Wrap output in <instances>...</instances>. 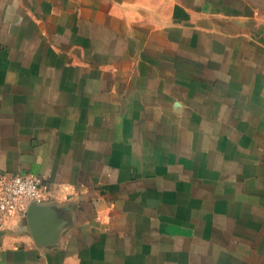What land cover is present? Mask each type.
<instances>
[{
  "label": "crops",
  "instance_id": "0c3cea01",
  "mask_svg": "<svg viewBox=\"0 0 264 264\" xmlns=\"http://www.w3.org/2000/svg\"><path fill=\"white\" fill-rule=\"evenodd\" d=\"M4 173L0 264H264V0H0Z\"/></svg>",
  "mask_w": 264,
  "mask_h": 264
},
{
  "label": "built area",
  "instance_id": "2783aa9c",
  "mask_svg": "<svg viewBox=\"0 0 264 264\" xmlns=\"http://www.w3.org/2000/svg\"><path fill=\"white\" fill-rule=\"evenodd\" d=\"M41 180L28 174H0V224L15 213H25L31 201L44 202Z\"/></svg>",
  "mask_w": 264,
  "mask_h": 264
},
{
  "label": "water",
  "instance_id": "95a60500",
  "mask_svg": "<svg viewBox=\"0 0 264 264\" xmlns=\"http://www.w3.org/2000/svg\"><path fill=\"white\" fill-rule=\"evenodd\" d=\"M41 204H43V202L31 201L27 207V212H29L33 207Z\"/></svg>",
  "mask_w": 264,
  "mask_h": 264
}]
</instances>
